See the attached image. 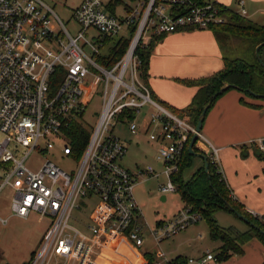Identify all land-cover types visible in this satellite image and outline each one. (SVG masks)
<instances>
[{
  "label": "built area",
  "instance_id": "1",
  "mask_svg": "<svg viewBox=\"0 0 264 264\" xmlns=\"http://www.w3.org/2000/svg\"><path fill=\"white\" fill-rule=\"evenodd\" d=\"M110 1L80 0L71 9L70 18L79 27L72 36L47 0H0V133L5 136L0 142V166L7 173L0 191L6 186L12 189L10 208L17 217L34 213L49 222L27 264H121L127 256L140 260L146 226L134 186L140 179L164 175L159 193H175L173 177L195 133L187 114L179 116L151 99L138 77L134 51L155 36L223 24L225 14L213 1L126 0L125 13L119 16L104 10ZM236 4V13L246 16L243 1ZM128 28L134 29L129 47L118 62L106 67L111 48L106 40L120 38ZM88 76L102 83V111L77 157L67 134L84 112ZM147 106L152 111L143 127L149 130L148 140L156 144L155 160L163 171L148 166L133 173L121 165L126 148L111 124L127 121L128 131L136 135L140 131L136 116ZM127 112H133L132 119ZM197 136L209 149L208 161L220 171L218 149L200 133ZM12 142L16 149H25L19 159L8 148ZM57 143L64 156L78 160L73 174L50 160L36 171L26 167L33 151L44 154ZM260 150L264 154V148ZM230 197L234 199L231 193ZM91 202L95 204L88 219L81 225L70 224L72 213ZM201 219L200 213L184 207L150 234L161 242ZM6 222L0 216V223ZM216 263V256L206 251L183 264Z\"/></svg>",
  "mask_w": 264,
  "mask_h": 264
},
{
  "label": "rangeland",
  "instance_id": "2",
  "mask_svg": "<svg viewBox=\"0 0 264 264\" xmlns=\"http://www.w3.org/2000/svg\"><path fill=\"white\" fill-rule=\"evenodd\" d=\"M122 2L123 4L115 7L116 15L121 16L125 13L124 4H128V2L126 0H122ZM47 3L54 8V12L63 21L68 32L72 36H75L79 27L70 16L71 9H75L79 5L80 0H53L52 3L50 0H47ZM53 3H56V5L54 6ZM234 46H239L237 50L240 54H243L245 51L242 42ZM262 56H264V53H262ZM102 103V83L100 84L88 76L84 83V93L82 96L84 112L78 119V124L84 132L90 133L92 131L102 111ZM148 111H150V107H144L141 113L136 116L135 122L138 125L142 124ZM126 124L127 121L125 123L112 122L111 124L113 134L120 139L126 148V154L121 161L122 166L133 173L143 170L148 166L153 167L158 172L163 171L162 164L155 160V148H153L154 146L148 140V136L140 135L138 132L136 135H132L127 130ZM4 138L5 136L0 133V142ZM246 146L260 150L258 141L249 143ZM8 148L12 151L14 157L18 159L22 157L25 150L19 147L16 149L13 142L10 143ZM60 149L59 143L55 144V148L44 154H41L39 149H37L27 157L25 165L31 170L36 171L44 160H50L68 174H73L77 170L78 160L64 156ZM198 164H200L199 158L192 157L191 166L183 172L184 180H188L191 177ZM6 174L4 168L0 166V183ZM165 181V176L161 175L158 179H140L134 186L133 195L142 211L143 222L146 226L143 231L144 244L140 251H148L161 264H170L176 258H182L183 260L196 258L206 251H211L215 255L218 252L217 248L221 244L218 241L211 240L207 222L203 218L195 225L171 238L161 242L154 240L150 231L156 230L162 222H166L168 218L177 214L183 209L184 205L178 192L167 194L165 201H162L158 185ZM12 197L13 191L9 186L0 191V216L7 219L6 224L2 225L0 223V263L25 264L29 259L30 253L38 245L46 229L48 219H40L34 213L29 214L27 218L17 217L11 212L10 203ZM94 204V202H91L83 210L74 211L71 215L70 224L81 225L85 222L93 211ZM213 218L217 225L225 230L233 229L239 233H243L249 229L247 224L224 210H216L213 213ZM260 221L263 223V220L260 219ZM240 249L241 252L239 253L231 250L228 258L221 261L220 264H264V245L257 238L254 237L245 244L240 245ZM141 262L142 260H137L136 262H132V264H143Z\"/></svg>",
  "mask_w": 264,
  "mask_h": 264
},
{
  "label": "crops",
  "instance_id": "3",
  "mask_svg": "<svg viewBox=\"0 0 264 264\" xmlns=\"http://www.w3.org/2000/svg\"><path fill=\"white\" fill-rule=\"evenodd\" d=\"M213 1L238 11L237 0ZM242 1L246 12L244 18L257 25H264V0ZM262 53L264 50L261 52L264 60ZM223 67L221 50L211 31L171 33L157 43L151 52L148 88L159 101L171 109L185 113L198 88L187 86L181 81L207 78L222 71ZM262 83H258L256 93H263L264 87L260 86ZM256 93H253L255 96L237 90L224 93L207 112L200 134L210 145L218 149L220 172L234 199L246 212L251 211L256 215L255 217H259L264 222V161L258 160L253 148L246 146L264 139V96ZM240 99L244 104L240 103ZM144 123L146 121L143 120L138 133L147 136L149 130L143 127ZM152 146L156 148L155 143H152ZM194 151L205 157L209 155V149L198 140L194 144ZM199 160L200 164L195 171L204 165L203 160L201 158ZM161 196L165 201L166 195ZM184 207L186 206L183 205ZM35 249L30 253L29 259ZM138 254L141 255L140 260L143 264H147L144 255L147 257L150 253L138 250ZM153 259L155 263L157 260L154 257ZM125 261L128 264L135 262L132 256H127L121 264Z\"/></svg>",
  "mask_w": 264,
  "mask_h": 264
},
{
  "label": "trees",
  "instance_id": "4",
  "mask_svg": "<svg viewBox=\"0 0 264 264\" xmlns=\"http://www.w3.org/2000/svg\"><path fill=\"white\" fill-rule=\"evenodd\" d=\"M196 1L198 3H204L213 0ZM122 3V0H111L105 6L104 10L114 14L115 7H118ZM216 4L225 14L226 21L223 24L212 25L207 30L212 32L219 45L224 65L223 70L200 80L181 81L187 86H195L198 88L191 104L185 110V113L190 117L191 124L194 126H196L203 109L207 107L208 112L218 98L227 91L237 90L241 93L248 94L246 90L249 89L255 94L259 82H263L260 86L262 85L264 87V69L259 65L254 54L255 47L264 43V25H257L238 15L235 10L218 3ZM133 34L134 29L128 28L120 38L106 40L108 47H111L108 52L107 60L105 59L107 63L105 65L106 67H111L121 59L129 47ZM165 36L166 35L155 36L151 38L147 44L140 43L134 52L139 62L137 67L138 77L148 90L147 80L150 55L155 45L162 41ZM241 42L245 50L243 54L238 53L237 50V48L241 46L240 44L238 47L234 46ZM262 50H264V46L259 50L260 57ZM262 61L264 63L263 59ZM224 85L232 87L227 89L216 99L210 100L211 96L223 88ZM256 94L264 96V91L263 93ZM150 96L152 100L167 108L169 111L179 116L185 114L184 112L171 109L159 101L151 91ZM240 103L244 104L242 99H240ZM126 115L128 118H133V112H127ZM67 135L73 151L78 157L88 142L89 133L84 132L78 123H74ZM190 139L191 136L181 153L179 170L173 177V182L177 187L176 192L180 195L184 205L190 208L191 211L200 213L201 217L206 220L211 240L220 241L221 246L217 249L218 252L215 254L217 263L226 260L231 250L237 251L238 253L241 252L240 245L245 244L254 237L264 245V235L260 233V231L264 232V222L262 223L259 217L247 213L235 199L230 197V190L226 186L223 175L214 164H211L207 160L208 172L205 173L204 166H202L196 170L188 180L183 179V171L191 166L192 156H190L187 151ZM253 150L256 158L260 161H264V154L262 151L258 148H253ZM226 204L234 211L246 217L259 230L253 229L249 225V229L243 233H239L233 229L225 230L220 228L213 218V213L216 210H224L233 214L226 207ZM144 256L147 262L149 261L147 264H155L151 255L147 257L146 255ZM184 261L185 260L182 258H176L172 260L170 264H183Z\"/></svg>",
  "mask_w": 264,
  "mask_h": 264
},
{
  "label": "water",
  "instance_id": "5",
  "mask_svg": "<svg viewBox=\"0 0 264 264\" xmlns=\"http://www.w3.org/2000/svg\"><path fill=\"white\" fill-rule=\"evenodd\" d=\"M264 46V43L258 45L255 49V56H256V59L259 63V65L264 69V63L259 55V50ZM232 86H229V85H224L223 88H221L219 91H217L216 93H214L210 100H214L216 99L219 95L223 94L227 89L231 88ZM246 92L249 94V95H254L249 89L246 90ZM255 96V95H254ZM206 112H207V107H205L201 113V116L195 126V133L192 135L189 143H188V146H187V151H188V154L190 156H195V157H198V158H201L203 160V163H204V172H208V159L207 157H205L204 155L202 154H197L195 153L194 151V144L196 143L197 141V134L201 133V129H202V124H203V120H204V117L206 115ZM260 146L262 148H264V139L261 140L260 142ZM162 201H164V199L162 198ZM226 207L235 215V217H237L239 220L243 221L245 224L249 225L251 228L253 229H257L259 230L255 225H253L246 217H244L243 215L239 214L238 212L234 211L229 205L226 204ZM261 234L264 235V232L260 231Z\"/></svg>",
  "mask_w": 264,
  "mask_h": 264
}]
</instances>
